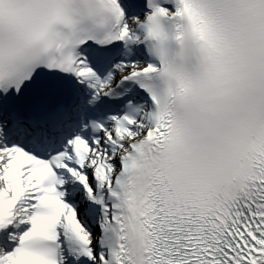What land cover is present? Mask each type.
I'll use <instances>...</instances> for the list:
<instances>
[{
    "label": "snow or ice",
    "instance_id": "snow-or-ice-1",
    "mask_svg": "<svg viewBox=\"0 0 264 264\" xmlns=\"http://www.w3.org/2000/svg\"><path fill=\"white\" fill-rule=\"evenodd\" d=\"M0 264H264V0H0Z\"/></svg>",
    "mask_w": 264,
    "mask_h": 264
}]
</instances>
